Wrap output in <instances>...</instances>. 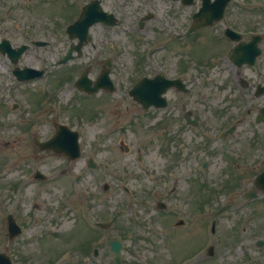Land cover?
<instances>
[{
  "label": "flooded vegetation",
  "instance_id": "flooded-vegetation-1",
  "mask_svg": "<svg viewBox=\"0 0 264 264\" xmlns=\"http://www.w3.org/2000/svg\"><path fill=\"white\" fill-rule=\"evenodd\" d=\"M92 1H97L106 13L103 21L93 22L87 29L84 23L70 28L80 18L86 5ZM134 1L137 5L126 9V0H0V106L4 107L11 98H21L26 92L30 97V91L37 88V84H32L31 81H19L20 76L31 73H20L27 69L43 75L51 73L49 85L52 87L62 84L61 75L64 72L70 73L69 78L74 83L81 68L76 64L78 59H84V62L95 58L103 59L102 65V61L98 63L100 68L95 73L94 80L104 70V60L108 58L112 59V74L131 68L138 75V71L142 70L138 69V66L142 65L139 38L144 26L141 25V18H134L138 15V0ZM175 4L176 6H172L164 14L166 17L158 20L159 28L149 26L154 35H157L154 37V43H159L161 38L169 35L175 39L169 42L167 47H153L149 53V70L169 80L178 79L183 87L175 85L168 90L165 110L152 109L148 114L168 121V132L174 131L177 133L174 134L176 137L184 127L190 131L188 126L193 129L195 125H202L214 130L216 134L209 145L214 147L219 161L213 165L218 166L220 171L232 169V177L238 176L236 181L241 180L244 174L264 169V95L254 96L257 86L264 83V42L259 44L261 53L253 65L244 63L240 67L234 66L229 56L236 43L228 38L225 27L230 26L240 32L239 40L248 43L253 37L255 24L262 20L234 19L229 12L230 17L227 19L203 26L190 36L185 33L193 23L190 6L186 7L180 2ZM111 14L115 18H112ZM112 21L117 23L111 25ZM195 36L194 47L197 52L202 53L205 60L192 65L190 39ZM262 40L264 41V35ZM127 41L134 50L127 49ZM178 51H183L182 58L179 54L174 56ZM64 58L71 59L66 65H76L63 70L60 65H63ZM93 68L94 66L87 65L85 70L89 74ZM127 85L128 89L133 86L130 82L116 81L115 91L105 94L108 96L105 99L108 109H120L116 110L120 113L116 119L118 123L128 115H134V119L138 120V105L128 97ZM207 85H216L221 90L214 113L202 104L206 98L200 91L206 89ZM40 88L46 91L52 89L46 84ZM17 105L19 106V103ZM110 111L109 119L114 115L115 109ZM176 111L179 115H175ZM185 113L192 120L196 118V122L189 123L184 117ZM259 114L263 116L261 121L257 122ZM51 129L54 133L55 129ZM113 133L114 131L111 134ZM116 136H112L109 141L112 143ZM191 155L192 158L199 159L195 153ZM214 158L209 156L210 161H214ZM194 164L199 163L196 161ZM209 165L212 163L206 159L200 162V166ZM253 177L251 181L254 180ZM256 191L257 189L250 185L246 193ZM78 230L76 233L75 228H70L71 232L60 233L54 237L55 240L61 241L58 242L60 250L56 255L63 258L62 264H85L90 261L95 233L88 226H81ZM43 234L45 231L37 235L44 238ZM38 237L36 241L39 245L32 249L36 252L28 256L27 262L30 264H46L54 259L50 256L54 252L47 250V245L43 246L44 239ZM77 256L86 262H80Z\"/></svg>",
  "mask_w": 264,
  "mask_h": 264
},
{
  "label": "rangeland",
  "instance_id": "rangeland-1",
  "mask_svg": "<svg viewBox=\"0 0 264 264\" xmlns=\"http://www.w3.org/2000/svg\"><path fill=\"white\" fill-rule=\"evenodd\" d=\"M133 2V0H130ZM152 4L155 5L158 9H164L166 5L163 2L166 0H151ZM234 3L240 4L244 6V8L248 9L247 11L238 10V15L236 19H250L254 18L255 20H262L264 19V0H233ZM147 7L144 8L146 10ZM257 9H259L257 11ZM193 51V50H192ZM181 56L183 53L178 51L174 53V56L177 57ZM81 61H84L82 59ZM192 64H196L195 59H191ZM86 65L83 64L81 67H85ZM96 69L93 70L95 72ZM116 78L120 79L119 74H115ZM33 94L34 92L31 91ZM10 100L7 101V103ZM13 112H10L9 116H13ZM144 131L148 135L150 134L153 139H155L160 146H166V135L165 132L162 131V135L160 137L156 136L153 131V122H145ZM7 130H17L15 129H7ZM143 133H138V145L142 144L143 154H144V164H147L152 170V177L153 181L149 178H144L141 173H138V179L132 178V169H134L135 162L130 163L129 158L122 159L123 157H131V155L127 156H118L116 158V167L120 170H124L125 172V179L128 183L132 185L135 189L136 193L139 195V203H130L128 208H121L120 204H122L121 192L114 191L113 189L104 192L101 189L102 182L110 181L112 177L105 174V172H101L100 175L97 172H90L89 174L86 173L83 180V185L79 187L78 194L84 193V189H89L88 194L86 195H95L94 198V217L95 220H100L99 217H102L101 220H111L113 217V223L110 232V236L117 235L119 231H122V228H134L133 231L138 233L140 238L143 235L149 234L150 232H146L144 229V225L150 224L151 230L153 231H160L159 228H163L165 233H162V240L163 243H159L153 241H146V239H156L152 235V237L146 235V239L140 241L138 245L142 248L139 249V253H134V257H130L124 251V258L126 262L125 264H182V258L191 255V259L186 260L183 264H219L220 258L218 257V246L222 250L224 246H233L234 243L227 235H225V229H227L228 223L225 220H217L220 223V238L217 235H212L210 232V224L211 221L214 219L213 212H200L198 208L199 202L198 201V194L195 193V190H198V187L195 189L197 183L204 182L211 186L214 189V174L215 171L212 169L209 171H205L204 174L207 177L206 179H201V181L195 182L193 171L188 170L187 167L184 165L179 167L176 170L178 181V192L171 195L169 200H165L169 205L171 204L172 211L169 207L166 212L164 213H157L155 204L158 200L164 198V194L169 193V188L173 182V179L167 177V173L164 174V164L166 160L162 158L156 152L155 144H151V140L149 137ZM88 135V142L84 143L86 138H82V143L85 144V147H89L90 144H95V140L93 139L94 134ZM5 137L0 136V164L4 163L5 165H0V251L7 245L6 239V216L12 211L14 212V218L20 223L29 222V226H32V221L35 222V226L38 225V219L36 218V214L33 211V207L35 205L38 206V211L41 212L43 215L44 211L48 208L55 213L54 222L50 223V217H44L41 219V224L43 230L47 234H43L46 238H50L49 233L52 232L53 228L59 227L58 233H65L67 228H69L73 222V216L80 214L77 213H70L69 207L72 201H81L87 200L86 197L81 198L80 196L66 197L64 194V188L62 185H54L46 188L44 194H41V197L37 198L38 196L35 195L37 192V188L35 185L29 186V188L23 189L22 185L17 186L16 191H13V187L16 182H19L22 179V175L24 170L27 169V164H33L34 161H31L30 158L35 154V151L30 147L28 149H23L21 144H24V133L20 132L19 134H9L7 136L6 132L4 134ZM19 138V139H18ZM133 138H131V141ZM148 141L150 143H148ZM128 144L129 141L126 140ZM84 144L82 146H84ZM131 145V144H130ZM113 150H110V147H104L102 151L99 152V158L105 159L112 155ZM88 155H90L88 153ZM121 160V161H120ZM121 162V163H120ZM129 162V163H128ZM164 162V163H163ZM59 160H56L52 163V165H57ZM124 163H128V170L123 168ZM163 163V164H162ZM126 168V167H125ZM5 169V171H3ZM80 168L77 165L74 172ZM131 169V170H130ZM85 170V169H83ZM127 174V176H126ZM166 176V177H165ZM17 180V181H16ZM126 182V183H127ZM155 185L156 189L152 191V186ZM87 187V188H86ZM128 187H130L128 185ZM131 188V187H130ZM132 189V188H131ZM161 190V191H159ZM209 194V193H208ZM116 195L115 200L112 199V196ZM119 195V196H118ZM62 196V198H61ZM62 199V207H60V201ZM201 199V197H200ZM188 202L185 204V202ZM45 206V208L43 207ZM124 207V204H122ZM67 208V213L65 216L62 214V210ZM132 207V210H130ZM61 208V209H59ZM138 210V214L140 215L141 219L143 220V226H137L133 221L135 218V214ZM78 212V207L76 209ZM28 213V216L27 215ZM50 212V211H49ZM169 214V215H168ZM155 215V216H154ZM31 216V217H30ZM34 216V219H33ZM52 216V215H51ZM154 216V218H153ZM30 217V218H29ZM219 217V216H218ZM177 218H183L185 224L180 227H174V222ZM79 221V218H76ZM133 220V221H132ZM150 220V221H149ZM241 223L238 224V232H240ZM34 226V225H33ZM169 226L170 229L167 227ZM138 228V229H137ZM232 228V227H231ZM230 228V229H231ZM32 233L36 231L33 228ZM30 231V232H31ZM29 232V233H30ZM173 233L174 237H173ZM248 231L245 232L246 243L249 244L250 235L247 234ZM264 233V232H263ZM263 233H258L259 235H264ZM26 232L22 235L25 237ZM173 237L172 248L171 250H167L166 247H162V245L166 244V239H171ZM29 236V235H28ZM188 236L190 239H188ZM23 237L16 241V244L19 245L20 249H25V251L30 250V245H25ZM244 236H242L243 238ZM175 239V242H174ZM195 242L197 244L195 245ZM233 244V245H232ZM34 244H31L33 246ZM212 245L214 247V254L212 257H206L203 255L206 253L208 246ZM218 245V246H217ZM251 245V243H250ZM233 248V247H232ZM253 252L255 253V247L252 246ZM232 252L230 254H226L229 258L223 259V264H237L244 263L241 254L237 249H231ZM187 251H189L187 253ZM17 257V261L22 260V254L19 252L14 251ZM203 255V261L200 260L199 254ZM195 253V254H194ZM182 257V258H181ZM178 258H181L180 260ZM137 259V260H136ZM205 260V262H204ZM170 262V263H169ZM204 262V263H203Z\"/></svg>",
  "mask_w": 264,
  "mask_h": 264
}]
</instances>
